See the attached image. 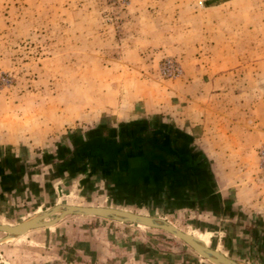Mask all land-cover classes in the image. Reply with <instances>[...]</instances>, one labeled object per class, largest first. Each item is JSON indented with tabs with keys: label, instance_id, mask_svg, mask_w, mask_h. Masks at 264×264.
Instances as JSON below:
<instances>
[{
	"label": "crops",
	"instance_id": "0c3cea01",
	"mask_svg": "<svg viewBox=\"0 0 264 264\" xmlns=\"http://www.w3.org/2000/svg\"><path fill=\"white\" fill-rule=\"evenodd\" d=\"M127 1L115 35L97 16L108 0H0V62L10 66L24 38L48 53L22 63L0 96V147L21 153L46 134H100L90 154L117 168L118 187L174 206L214 203L224 192L208 165L242 166L264 136V0ZM167 56L181 78L158 76ZM130 134L134 147L123 149ZM80 231L60 260L22 264H153Z\"/></svg>",
	"mask_w": 264,
	"mask_h": 264
},
{
	"label": "rangeland",
	"instance_id": "374dc122",
	"mask_svg": "<svg viewBox=\"0 0 264 264\" xmlns=\"http://www.w3.org/2000/svg\"><path fill=\"white\" fill-rule=\"evenodd\" d=\"M108 4L97 11L102 28L123 35L122 22L128 16L123 11L126 12L128 1L108 0ZM38 45V41L24 38L14 47L10 66L0 62V96L15 83L22 63L48 54ZM167 57L181 65L175 56ZM62 135L46 134L45 140L21 153L0 147V224L14 225L55 205L114 207L165 219L239 262L264 264V178L259 173L257 149L247 163L236 169L225 163L208 165L219 179L224 195L214 199V203L209 196L204 202L181 207L118 187L112 179L117 168L90 154L87 144L100 134ZM130 135H121L130 137L118 142L123 149L134 147ZM234 174L240 177L237 185L229 180ZM221 208H236V212L230 214ZM82 228L94 229L95 236L114 240L118 253L130 248L140 263L150 258L153 264H213L164 230L84 215H68L53 226L19 237H6L0 232V264L60 260L68 237L80 233Z\"/></svg>",
	"mask_w": 264,
	"mask_h": 264
},
{
	"label": "water",
	"instance_id": "95a60500",
	"mask_svg": "<svg viewBox=\"0 0 264 264\" xmlns=\"http://www.w3.org/2000/svg\"><path fill=\"white\" fill-rule=\"evenodd\" d=\"M60 206H65L61 212H59ZM68 215L95 216L120 222L143 224L147 227L161 229L174 235L187 244L199 256L207 259L213 264H248L226 257L223 253L202 245L196 238L186 234L165 219L122 211L111 207L55 205L49 210L44 211L41 215L31 217L12 226L8 224H0V232L5 233L6 237H11V235H22L34 229L53 226Z\"/></svg>",
	"mask_w": 264,
	"mask_h": 264
},
{
	"label": "built area",
	"instance_id": "2783aa9c",
	"mask_svg": "<svg viewBox=\"0 0 264 264\" xmlns=\"http://www.w3.org/2000/svg\"><path fill=\"white\" fill-rule=\"evenodd\" d=\"M158 72L163 78H179L183 74L182 66L178 61L171 57H165L158 64ZM257 158L259 173L264 178V138L259 141L257 146Z\"/></svg>",
	"mask_w": 264,
	"mask_h": 264
},
{
	"label": "bare ground",
	"instance_id": "6f19581e",
	"mask_svg": "<svg viewBox=\"0 0 264 264\" xmlns=\"http://www.w3.org/2000/svg\"><path fill=\"white\" fill-rule=\"evenodd\" d=\"M70 206V205H69ZM76 206H81V205H76ZM101 207H107V206H101ZM65 208V206H60V210H59V212H61L63 209ZM111 208H114V207H111ZM116 209H119V208H116ZM119 210H122V211H127V212H133V211H129V210H125V209H119ZM133 213H137V212H133ZM42 214V213H41ZM41 214H38V215H41ZM137 214H141V213H137ZM38 215H35V216H38ZM141 215H145V214H141ZM35 216H33V217H35ZM145 216H150V215H145ZM23 221H25V220H23ZM170 223V222H169ZM2 224H4V223H2ZM170 224H172V223H170ZM9 225V224H8ZM139 225H142V226H146V225H143V224H139ZM173 225V224H172ZM12 226V225H11ZM175 226V225H174ZM147 227V226H146ZM183 231V230H182ZM185 232V231H184ZM186 234H189V233H187V232H185ZM23 235V234H22ZM190 235V234H189ZM12 237H19V236H21V235H11ZM192 236V235H191ZM195 238V237H194ZM198 240V239H197ZM199 241V240H198ZM200 242V241H199ZM201 243V242H200ZM202 245H204L203 243H201ZM204 246H206V245H204ZM206 247H208V246H206ZM211 249H213V248H211ZM213 250H215V249H213ZM217 251V250H216ZM225 255V254H224ZM227 257V256H226Z\"/></svg>",
	"mask_w": 264,
	"mask_h": 264
},
{
	"label": "flooded vegetation",
	"instance_id": "af4514ba",
	"mask_svg": "<svg viewBox=\"0 0 264 264\" xmlns=\"http://www.w3.org/2000/svg\"><path fill=\"white\" fill-rule=\"evenodd\" d=\"M178 168H179V166H178V164L176 165ZM158 169H159V167H158ZM171 169V168H170ZM173 169V168H172ZM177 169V168H176ZM160 170V169H159Z\"/></svg>",
	"mask_w": 264,
	"mask_h": 264
}]
</instances>
